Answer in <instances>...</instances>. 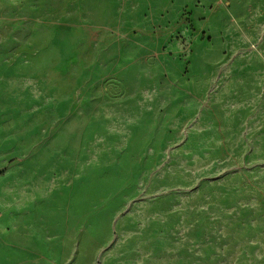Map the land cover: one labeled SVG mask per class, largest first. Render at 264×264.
<instances>
[{"label": "rangeland", "instance_id": "1", "mask_svg": "<svg viewBox=\"0 0 264 264\" xmlns=\"http://www.w3.org/2000/svg\"><path fill=\"white\" fill-rule=\"evenodd\" d=\"M0 264H264V0H0Z\"/></svg>", "mask_w": 264, "mask_h": 264}]
</instances>
